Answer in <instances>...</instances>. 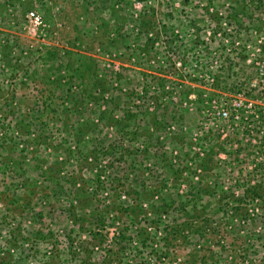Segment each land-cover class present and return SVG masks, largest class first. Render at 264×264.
I'll list each match as a JSON object with an SVG mask.
<instances>
[{
  "label": "rangeland",
  "instance_id": "1",
  "mask_svg": "<svg viewBox=\"0 0 264 264\" xmlns=\"http://www.w3.org/2000/svg\"><path fill=\"white\" fill-rule=\"evenodd\" d=\"M3 10L0 264H264V0Z\"/></svg>",
  "mask_w": 264,
  "mask_h": 264
},
{
  "label": "built area",
  "instance_id": "2",
  "mask_svg": "<svg viewBox=\"0 0 264 264\" xmlns=\"http://www.w3.org/2000/svg\"><path fill=\"white\" fill-rule=\"evenodd\" d=\"M27 24L32 28H38V27L44 26L46 23H45L44 17L39 12L30 11L27 14ZM3 61H4V56L1 53L0 54V70L3 72V75H1L2 84L0 87L1 88L0 95L6 94L5 96H7V98L10 99V101H12V105L14 106V109H16L15 107L19 106V101L18 99L15 100L14 98H15V95H18L19 93L20 85H21V81H23V77H22V74L20 73V68L19 66H17L16 63H14L12 66L9 67L6 64H4ZM17 69H19V71ZM216 77L217 76L213 77V81L216 79ZM30 79H31V76L30 78L28 76L24 78L25 81H29ZM103 107H105V105ZM1 117H3V114H2V111L0 110V118ZM223 117L226 119H229L230 112L223 111Z\"/></svg>",
  "mask_w": 264,
  "mask_h": 264
},
{
  "label": "crops",
  "instance_id": "3",
  "mask_svg": "<svg viewBox=\"0 0 264 264\" xmlns=\"http://www.w3.org/2000/svg\"><path fill=\"white\" fill-rule=\"evenodd\" d=\"M6 14L4 13V10L3 11H1L0 12V18H4V17H6L5 16ZM5 24H7V22H4V21H2L1 20V22H0V51H1V53L3 54V56L4 57H6V52L4 51V49H3V47H2V43L4 42V41H7V39L6 38H9L10 37V35H11V39L13 40V42L15 43V46H17V44H19V40H22V38H21V32L18 30V28H16L17 30H14L13 28L12 29H10V27L8 28V27H6L5 26ZM15 26V25H14ZM31 38V37H30ZM29 38V39H30ZM9 41V40H8ZM28 41H30V42H32V43H34V45H36V43L38 42L37 40H28ZM23 43V42H22ZM20 45V44H19ZM3 46H5L4 44H3ZM0 53V54H1ZM21 66H22V64H20ZM64 79H62V81H63Z\"/></svg>",
  "mask_w": 264,
  "mask_h": 264
},
{
  "label": "trees",
  "instance_id": "4",
  "mask_svg": "<svg viewBox=\"0 0 264 264\" xmlns=\"http://www.w3.org/2000/svg\"><path fill=\"white\" fill-rule=\"evenodd\" d=\"M246 69V68H245ZM245 74H247V73H245ZM245 80H247V79H245ZM250 89V88H249ZM249 93V92H248ZM264 107H263V109L262 110H260V115H261V119H263V117H264ZM264 120V119H263ZM252 190L250 191V193H252L253 195H254V197H257V195L256 194H260L261 192H262V184L259 182V184H256L254 187H252L251 188ZM249 195V194H248ZM251 195V194H250ZM178 232H179V229H177L176 231H175V235H177L178 234Z\"/></svg>",
  "mask_w": 264,
  "mask_h": 264
}]
</instances>
